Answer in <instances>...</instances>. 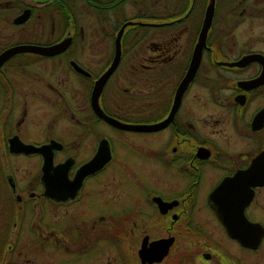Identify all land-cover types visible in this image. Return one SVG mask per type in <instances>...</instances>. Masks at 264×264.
<instances>
[{
    "label": "flooded vegetation",
    "instance_id": "flooded-vegetation-1",
    "mask_svg": "<svg viewBox=\"0 0 264 264\" xmlns=\"http://www.w3.org/2000/svg\"><path fill=\"white\" fill-rule=\"evenodd\" d=\"M210 2L0 0V54L70 40L55 55L18 51L0 64V264H44L46 248L52 264H264V183L235 178L264 152V0H212L188 77ZM122 27L118 64L97 103L124 125H155L149 131L114 127L92 108L95 81L111 65ZM102 139L110 160L73 198L45 195V157L52 167L70 159L72 179ZM19 143L54 146L22 151ZM113 160L117 192H103L99 219L60 215L76 211L85 181ZM220 216H229L235 235ZM67 220L64 238L56 222ZM253 223L263 228L256 247L247 244ZM108 248L112 255L102 259Z\"/></svg>",
    "mask_w": 264,
    "mask_h": 264
},
{
    "label": "water",
    "instance_id": "water-1",
    "mask_svg": "<svg viewBox=\"0 0 264 264\" xmlns=\"http://www.w3.org/2000/svg\"><path fill=\"white\" fill-rule=\"evenodd\" d=\"M212 14V0L207 8L206 11V16H205V27L201 31L199 40L196 44V47L194 49L193 53V58H192V64L190 66V75H192L193 71L195 70V67L199 61L200 58V52L201 48L204 45L205 41V35H206V30L208 28L210 18ZM28 16V10L24 11L20 16H18L15 21L17 23L22 22L26 19ZM123 27L120 29L116 36V53L113 58V61L111 65L108 67V69L95 81L93 91H92V97H91V103H92V108L95 113V115L99 119H103L110 125L117 127V128H130V129H135V130H141V131H149L150 129L154 128L155 125H124L120 123L118 120L106 115L98 106L97 100H98V95L108 78V76L113 72V70L116 68L119 60V54H120V49H119V40H120V35L122 33ZM70 40L69 38H64L61 41L54 43L49 46H34V45H19V46H14L11 47L7 50H5L3 53L0 54V64L6 60L8 57H10L13 53L18 52V51H34L39 54H42L44 56H52L55 55L64 49L67 48ZM186 77L183 81V84L187 83V78ZM182 84V87H183ZM165 123V122H164ZM55 143V142H54ZM54 143H51L49 145H44L40 147H34L32 145H27L24 143H19V148L22 151H39L43 152V150L49 149L52 146H54ZM57 145V143H55ZM110 160V152L108 149V143L105 139H102L99 142L98 148L94 156L89 159L87 162L83 163L80 165L76 172L75 175L72 179H68L67 177V172L69 167L71 166V160L67 159L62 163L57 164L56 166L52 167L51 163V156L48 155L44 159L43 163V181L45 184V195L48 197L57 200V201H65L70 198H73L77 192V190L80 188L83 179L95 173L96 171L100 170L108 161ZM261 165L264 167V152L260 154L256 159H254L252 166L244 171V173H239L240 175H236L235 178L238 177H244L248 180L250 178H253V183L254 184H261L264 183V168L263 171L261 172ZM51 172H55V176L51 174ZM257 172L259 174L257 175ZM51 174V175H50ZM260 174H262L260 176ZM257 175V176H256ZM234 178V177H233ZM233 178H228L227 180L224 181V185H230V182H232ZM222 187L216 188L214 191L210 193V200H214L215 196L218 193H221ZM227 193V192H226ZM227 212V211H225ZM216 213L219 215L221 214L222 211L216 210ZM241 213V211H238V214ZM220 218L223 221V225L229 235H235V231L232 228V226L229 223V216H223ZM253 227V235L249 242L247 244L251 245L252 247H256L258 243L260 242V239L263 235V228L256 224H252ZM165 253V252H162Z\"/></svg>",
    "mask_w": 264,
    "mask_h": 264
},
{
    "label": "rangeland",
    "instance_id": "rangeland-1",
    "mask_svg": "<svg viewBox=\"0 0 264 264\" xmlns=\"http://www.w3.org/2000/svg\"><path fill=\"white\" fill-rule=\"evenodd\" d=\"M46 35L48 36V34L46 33ZM146 41H148V37H145L142 40V43H146ZM212 111L210 110L209 112L206 113V117H210V121L211 123H213V117L214 115L211 114ZM84 117V116H82ZM63 119V118H62ZM66 120V119H64ZM64 120H62L61 125L63 126L64 124H67V121L64 122ZM64 122V123H63ZM66 131H68V124L66 125ZM97 137V134L95 133L93 135V139ZM85 152L80 153L78 155V158L81 159L83 156H85ZM117 160H113L110 164L111 166H109L107 168V170H105L104 173H101L93 178H89L85 181L84 184V190L82 191L83 197L82 199L79 201V203H77L75 205V209L76 211L74 212V207H67V208H62L60 210V215H63L62 213L65 212L67 213V216L69 217L68 214L70 213H77L76 215H82V214H87L88 217H90L92 220H97L99 219V216L101 215V208L103 207L105 209L104 206H101V200L104 198V196H106L105 194L103 195V192L105 191H109L111 193L116 194L117 192V180H118V175L115 174L114 172H116L119 168L117 166ZM139 177L141 178V181H145L146 175H143L140 171L137 172ZM126 183L133 185L132 180H127L126 179ZM2 182L0 181V186H2ZM108 194V193H107ZM92 195V196H91ZM92 197L91 201L90 198ZM49 208V207H48ZM48 212H51L50 210H48ZM59 210L58 211H54V214L52 213L48 219L49 222L47 223H51V225L54 223L53 220L56 216V214L58 215ZM70 218V217H69ZM53 219V220H52ZM57 223V224H56ZM56 227L58 228V230L60 232H62L63 237L64 238H68L70 236L69 231L71 229V222H56ZM91 222H88V224L90 225ZM36 254V251H30ZM53 250L50 248H46L45 250V254H44V264H52V257H53ZM100 254V251H99ZM99 254L97 255V258L99 256ZM112 255V250L111 248H108L107 250H105L101 255H102V259L104 258V255ZM35 256V255H34Z\"/></svg>",
    "mask_w": 264,
    "mask_h": 264
}]
</instances>
